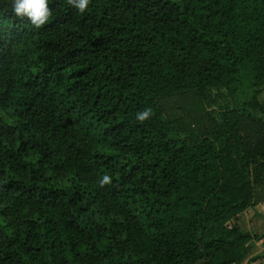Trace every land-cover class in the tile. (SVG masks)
Segmentation results:
<instances>
[{
	"label": "trees",
	"instance_id": "1",
	"mask_svg": "<svg viewBox=\"0 0 264 264\" xmlns=\"http://www.w3.org/2000/svg\"><path fill=\"white\" fill-rule=\"evenodd\" d=\"M48 4L37 29L0 0V264H241L263 236L237 220L264 203V0ZM211 88L251 112L206 109Z\"/></svg>",
	"mask_w": 264,
	"mask_h": 264
},
{
	"label": "rangeland",
	"instance_id": "2",
	"mask_svg": "<svg viewBox=\"0 0 264 264\" xmlns=\"http://www.w3.org/2000/svg\"><path fill=\"white\" fill-rule=\"evenodd\" d=\"M255 99L259 104V108L254 111L253 114L255 116H261V111L264 109V84L259 87ZM249 101H251V96L248 92L246 95L240 96L239 99H233L226 93L225 90L221 88H211L206 92L204 107L209 110L214 109L215 111H219L222 110L224 106L234 109L240 105L242 108H246V110L251 112L250 109L252 108H250L248 104L245 105L244 103ZM237 223L244 231L263 235L254 240L251 250H248L241 264H249L248 258L253 253L254 256H263V259L261 260L264 261V203H258L254 207L247 208L238 216Z\"/></svg>",
	"mask_w": 264,
	"mask_h": 264
},
{
	"label": "clouds",
	"instance_id": "3",
	"mask_svg": "<svg viewBox=\"0 0 264 264\" xmlns=\"http://www.w3.org/2000/svg\"><path fill=\"white\" fill-rule=\"evenodd\" d=\"M67 3L83 13L87 9L90 0H67ZM12 9L16 16L21 18L26 16L31 24L37 29L44 26L52 15L48 0H12ZM151 114L152 109L148 108L143 112L138 113L137 119L143 122L148 119ZM110 182L111 177L105 175L100 181V185L103 186Z\"/></svg>",
	"mask_w": 264,
	"mask_h": 264
},
{
	"label": "crops",
	"instance_id": "4",
	"mask_svg": "<svg viewBox=\"0 0 264 264\" xmlns=\"http://www.w3.org/2000/svg\"><path fill=\"white\" fill-rule=\"evenodd\" d=\"M253 245H251L250 246V248H249V250H251V247H252ZM250 252V251H249ZM254 254V253H253ZM253 254H251V256L248 258V259H250L251 257H252V255ZM254 256V255H253ZM249 264H264V261H262L261 259L260 260H256V261H254V262H252V263H249Z\"/></svg>",
	"mask_w": 264,
	"mask_h": 264
}]
</instances>
